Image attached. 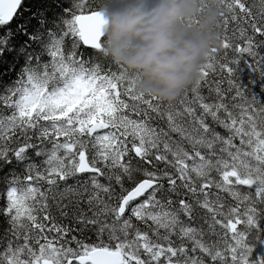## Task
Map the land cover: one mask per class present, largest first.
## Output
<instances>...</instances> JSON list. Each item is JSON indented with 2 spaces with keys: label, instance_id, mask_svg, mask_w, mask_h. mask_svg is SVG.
Listing matches in <instances>:
<instances>
[{
  "label": "snow or ice",
  "instance_id": "6c2138e0",
  "mask_svg": "<svg viewBox=\"0 0 264 264\" xmlns=\"http://www.w3.org/2000/svg\"><path fill=\"white\" fill-rule=\"evenodd\" d=\"M171 104L107 54L115 0H0V264H264V0ZM255 242V243H254Z\"/></svg>",
  "mask_w": 264,
  "mask_h": 264
},
{
  "label": "clouds",
  "instance_id": "9594fccd",
  "mask_svg": "<svg viewBox=\"0 0 264 264\" xmlns=\"http://www.w3.org/2000/svg\"><path fill=\"white\" fill-rule=\"evenodd\" d=\"M103 9L108 21L107 54L140 74L138 90L161 103H174L199 79V68L220 48V14L212 3L199 27H186L197 16L199 0H115Z\"/></svg>",
  "mask_w": 264,
  "mask_h": 264
},
{
  "label": "trees",
  "instance_id": "16d2710c",
  "mask_svg": "<svg viewBox=\"0 0 264 264\" xmlns=\"http://www.w3.org/2000/svg\"><path fill=\"white\" fill-rule=\"evenodd\" d=\"M236 73L241 85L246 88L251 95L255 96L259 102L264 103V77H261L257 71L251 68L247 61H242L237 66ZM260 257H264V247L256 244L255 251L253 252V259L255 260Z\"/></svg>",
  "mask_w": 264,
  "mask_h": 264
}]
</instances>
